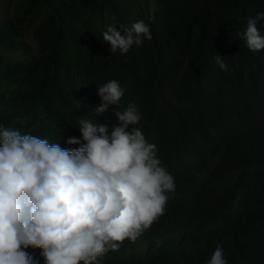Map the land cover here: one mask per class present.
Here are the masks:
<instances>
[{"label":"trees","instance_id":"obj_1","mask_svg":"<svg viewBox=\"0 0 264 264\" xmlns=\"http://www.w3.org/2000/svg\"><path fill=\"white\" fill-rule=\"evenodd\" d=\"M0 0V125L81 145V119L108 126L135 104L175 191L163 216L97 264H264V50L242 37L264 0ZM152 39L127 54L102 34L137 21ZM264 35V21L257 23ZM20 57L14 58L13 55ZM221 55L222 70L214 57ZM124 90L103 115L98 87ZM131 127V126H130ZM34 264L41 249L28 248Z\"/></svg>","mask_w":264,"mask_h":264},{"label":"clouds","instance_id":"obj_2","mask_svg":"<svg viewBox=\"0 0 264 264\" xmlns=\"http://www.w3.org/2000/svg\"><path fill=\"white\" fill-rule=\"evenodd\" d=\"M259 21L264 13L249 18L237 34L252 52L264 50ZM121 33L114 26L103 32L111 53L127 54L152 39L142 20ZM214 59L227 70L220 54ZM98 95L102 102L95 111L103 115L124 90L110 80ZM115 115L120 123L110 133L107 125L81 119L83 143L67 141L78 149L0 125V264H34L30 247L42 250L45 264H97L164 215L174 177L161 166L157 146L135 127L142 119L136 105ZM207 264H227L220 245Z\"/></svg>","mask_w":264,"mask_h":264},{"label":"rangeland","instance_id":"obj_3","mask_svg":"<svg viewBox=\"0 0 264 264\" xmlns=\"http://www.w3.org/2000/svg\"><path fill=\"white\" fill-rule=\"evenodd\" d=\"M7 2H8V5H9V8H8L7 12L9 14V13H12L15 10V8L17 7L18 0H7ZM13 57L14 58H18V57H20V54L19 55H13Z\"/></svg>","mask_w":264,"mask_h":264}]
</instances>
